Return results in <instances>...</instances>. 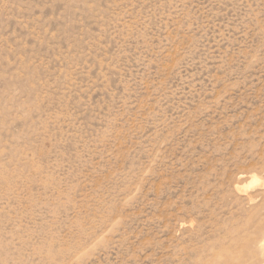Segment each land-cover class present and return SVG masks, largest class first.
Wrapping results in <instances>:
<instances>
[{
  "label": "rangeland",
  "instance_id": "374dc122",
  "mask_svg": "<svg viewBox=\"0 0 264 264\" xmlns=\"http://www.w3.org/2000/svg\"><path fill=\"white\" fill-rule=\"evenodd\" d=\"M0 264H264V0H0Z\"/></svg>",
  "mask_w": 264,
  "mask_h": 264
}]
</instances>
